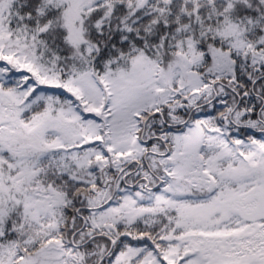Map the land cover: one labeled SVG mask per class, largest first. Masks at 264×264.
I'll use <instances>...</instances> for the list:
<instances>
[{"label":"snow or ice","instance_id":"1","mask_svg":"<svg viewBox=\"0 0 264 264\" xmlns=\"http://www.w3.org/2000/svg\"><path fill=\"white\" fill-rule=\"evenodd\" d=\"M0 264H264V0H0Z\"/></svg>","mask_w":264,"mask_h":264}]
</instances>
